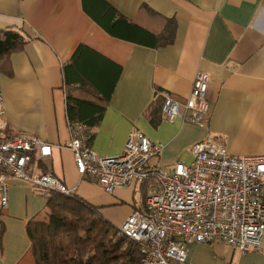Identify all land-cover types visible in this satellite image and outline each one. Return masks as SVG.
<instances>
[{
    "label": "crops",
    "instance_id": "1",
    "mask_svg": "<svg viewBox=\"0 0 264 264\" xmlns=\"http://www.w3.org/2000/svg\"><path fill=\"white\" fill-rule=\"evenodd\" d=\"M121 18L127 22L117 24ZM170 19L175 37L163 44ZM3 29L25 38L0 59L4 135L27 133L50 143L52 155L35 154L34 170L52 172L114 227L142 207L152 188L144 183L108 192L80 176L66 147L72 138L68 96L105 107L99 123H84L103 157L120 155L133 128L162 143L153 159L160 168L188 163L193 146L208 137L234 155L264 154V0H0ZM198 71L211 79L207 125L163 113L154 125L150 114L165 96L184 110ZM92 109L86 105L83 113L90 117ZM7 182L0 264H37L28 224L47 218V189L14 177ZM188 261L264 264V241L246 253L222 242H193Z\"/></svg>",
    "mask_w": 264,
    "mask_h": 264
},
{
    "label": "built area",
    "instance_id": "2",
    "mask_svg": "<svg viewBox=\"0 0 264 264\" xmlns=\"http://www.w3.org/2000/svg\"><path fill=\"white\" fill-rule=\"evenodd\" d=\"M210 76L198 71L184 110L165 96L162 113L204 127L210 116L207 93ZM0 81V199L9 202L8 178L14 177L47 190L72 193L52 172L34 170L35 154L52 155V145L35 135H4L7 128ZM87 126L70 122L72 138L66 144L74 154L82 178L106 191L149 183L152 188L139 209L119 230L139 245L141 264H191L193 242H222L241 253L262 248L264 241V154L234 155L226 145L208 137L192 148V163L177 161L171 168L153 164L163 145L133 128L123 152L103 157L90 145Z\"/></svg>",
    "mask_w": 264,
    "mask_h": 264
},
{
    "label": "trees",
    "instance_id": "3",
    "mask_svg": "<svg viewBox=\"0 0 264 264\" xmlns=\"http://www.w3.org/2000/svg\"><path fill=\"white\" fill-rule=\"evenodd\" d=\"M123 21L127 22L121 18L116 23ZM107 28L113 29L112 26ZM175 30L176 21L170 19L162 37L163 44L173 41ZM24 43L25 38L19 31L0 30V59ZM162 104L163 101L150 114L154 125L161 120ZM86 105L93 108L90 117L83 113ZM104 109L91 101L68 96L70 122L95 126ZM47 195V218L28 224L37 264H141L139 245L114 227L97 207L73 193L47 190Z\"/></svg>",
    "mask_w": 264,
    "mask_h": 264
},
{
    "label": "rangeland",
    "instance_id": "4",
    "mask_svg": "<svg viewBox=\"0 0 264 264\" xmlns=\"http://www.w3.org/2000/svg\"><path fill=\"white\" fill-rule=\"evenodd\" d=\"M193 160H194V157L192 158V160H190L188 163L190 164V163H192L193 162Z\"/></svg>",
    "mask_w": 264,
    "mask_h": 264
}]
</instances>
